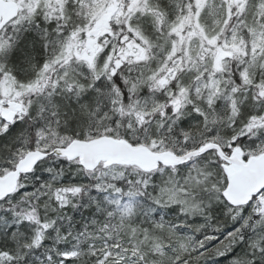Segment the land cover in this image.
I'll list each match as a JSON object with an SVG mask.
<instances>
[{
	"label": "snow or ice",
	"instance_id": "obj_1",
	"mask_svg": "<svg viewBox=\"0 0 264 264\" xmlns=\"http://www.w3.org/2000/svg\"><path fill=\"white\" fill-rule=\"evenodd\" d=\"M0 264H264V0H0Z\"/></svg>",
	"mask_w": 264,
	"mask_h": 264
}]
</instances>
